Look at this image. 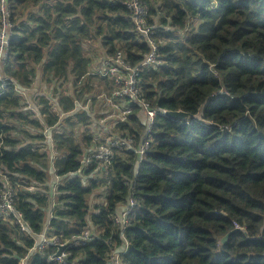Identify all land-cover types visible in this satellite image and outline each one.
Returning <instances> with one entry per match:
<instances>
[{"label": "trees", "instance_id": "1", "mask_svg": "<svg viewBox=\"0 0 264 264\" xmlns=\"http://www.w3.org/2000/svg\"><path fill=\"white\" fill-rule=\"evenodd\" d=\"M127 1H8L13 28L3 76L15 84L0 90V172L7 178L0 193L7 186L15 192L27 232L0 220V264H50L51 247L29 253L48 220L61 241L93 234L70 251L69 264H108L112 253L118 264H264V0H141L162 61L142 74L143 98L152 110L190 116L202 107L201 121L157 116L140 164L112 148L109 166L91 159L75 178L84 153L105 146L95 139L106 130L103 99L90 103L95 134L83 111L61 120L75 103L112 93L106 81L86 76L94 44L99 57L119 49L132 64L149 52L136 41ZM36 81L54 93L31 96L30 114L19 93ZM131 111L116 131L138 146L147 123L137 107ZM16 125L39 131V142L53 129L54 171L48 146L30 144ZM92 190L106 198L91 208ZM129 200L133 209L120 226L115 215Z\"/></svg>", "mask_w": 264, "mask_h": 264}, {"label": "built area", "instance_id": "2", "mask_svg": "<svg viewBox=\"0 0 264 264\" xmlns=\"http://www.w3.org/2000/svg\"><path fill=\"white\" fill-rule=\"evenodd\" d=\"M9 0H0V69L3 70L7 66L9 60V49L12 38V12L8 5ZM125 8L130 14V21L132 25L133 34L136 37L137 43L145 45L149 52L142 56V59L137 64H132L124 54L123 51L117 49L114 55L111 57L97 59V62L92 65L87 73V77L107 78V86H117V88H111V94L108 98V94L102 91L95 98H88L84 105L75 103V106L79 111H86L85 106L92 101L98 102L99 99H103L105 104L111 106L116 112L115 122L108 128V117L100 121V124L107 122L106 130L101 135L96 137V142L104 141L105 146L94 147L88 153H86L85 159L81 162V167L87 168L89 161L95 159L101 161L104 166H109L112 159V148L120 151H124L130 156L133 155L137 158V164L146 156L149 146L151 144V130L152 127L146 126V130L141 137V145L143 150L133 146L134 141L127 134L118 133L116 127L118 124L126 121V117L130 114L132 107H137L140 111L141 117L145 122H149L154 125L157 116L165 117L166 111L157 109L152 110L149 104L144 100L141 86V76L145 71L156 70L162 66V61L158 59V46L152 39L154 26H148V9L141 2V0H128L125 3ZM130 65L132 67H130ZM109 78V79H108ZM13 81L3 76V71L0 72V90H4L7 86L11 85ZM14 83V82H13ZM15 84V83H14ZM17 90V94H18ZM23 95V93H19ZM30 114H36L34 109L27 108ZM148 110V111H147ZM53 129H44L42 135L44 142L47 144L51 159L50 168L54 171V161L52 150V137L49 136V131ZM112 133H111V132ZM1 146V144H0ZM104 168V167H102ZM102 171H104L102 169ZM86 170L82 172L85 175ZM77 173L80 174L78 171ZM0 179L6 183L7 178L0 172ZM58 178H56L57 181ZM13 192L8 186L0 193V220L12 221L14 220L19 226L21 231H25L26 227L22 223L21 215L17 214L14 208ZM104 200V199H102ZM133 202H129L128 205L123 207L121 218L116 217V223L120 226L126 224V219L130 213L129 208H133ZM48 222L45 224L43 231L32 237L34 239V246L30 249L29 253L42 252L47 247H51L54 253L48 258L50 261H54L56 264H69L68 258L71 256L70 251L84 243L91 242L93 240L92 233L85 231L82 236L74 238L68 241H61L47 230ZM234 228L240 231V228L234 225ZM59 255L57 256V254ZM25 261L19 262V264H25ZM119 259L116 254L112 253L109 259V264H118Z\"/></svg>", "mask_w": 264, "mask_h": 264}, {"label": "crops", "instance_id": "3", "mask_svg": "<svg viewBox=\"0 0 264 264\" xmlns=\"http://www.w3.org/2000/svg\"><path fill=\"white\" fill-rule=\"evenodd\" d=\"M37 79H39V78H37ZM102 87H104V85H100V88H102ZM43 92V96H45V97H47V94L45 93V87L43 86V85H41V84H38V83H36L35 84V87H34V89L32 90V91H29V92H25V93H23V95L22 96H25V98H26V100H27V108H29V109H34L35 110V106H34V103H33V101H30V97L31 96H35V98L36 97H39L38 95H40L41 93ZM34 98V99H35ZM93 107H90L89 109H87L86 111H83V112H85L86 114H87V116L91 119V116H90V114L92 113V111H93V109H92ZM80 112V111H79ZM92 120V119H91ZM64 124V123H63ZM61 125V122H59L58 123V127ZM16 128L18 129V130H25V133L26 134H29V138H30V140H31V142H30V144H39L41 147H45V146H47V144L45 143V142H39V140H40V138H39V131H37V130H35V129H32V128H30V127H28V126H24V127H19L18 125H16ZM81 130H82V132H83V129H80V133H82L81 132ZM93 133L95 134L96 133V131H94L93 130ZM13 136H14V138H15V140L17 141V140H20L21 139V136L20 135H18L17 133H14L13 134ZM41 136H43L42 134H41ZM86 156V153H84V155H83V158ZM50 179H51V183H52V177L50 176ZM50 187H51V185L49 186V190H50ZM92 192H94V190H92ZM51 194V193H50ZM49 194V195H50ZM102 197H104V195H102ZM95 199V198H94ZM122 209H123V207H120L119 209H118V211H117V213H116V217L118 218V219H120L121 218V215H122Z\"/></svg>", "mask_w": 264, "mask_h": 264}, {"label": "rangeland", "instance_id": "4", "mask_svg": "<svg viewBox=\"0 0 264 264\" xmlns=\"http://www.w3.org/2000/svg\"><path fill=\"white\" fill-rule=\"evenodd\" d=\"M92 51L94 52V56H95L93 58V63L95 64L96 63L95 62V59H99L100 58L99 57V52L97 50V43L94 44V46L92 48ZM46 88H47V91L46 92L54 93V88L53 87L50 86V87H46ZM109 96H108V98H109ZM95 103L97 104V102H95ZM92 109H93V111L90 114L92 120L86 126V129L88 131H91V130H93L96 127V119H95V116L97 115V111H96L97 109H95V107H93ZM105 114L108 117V128H109L115 122V118L114 117L116 115V112L111 108V106L108 105L107 109H105ZM81 132H82V130H81ZM74 176H75V178H79L80 177V175L78 173L76 175H74ZM74 176H72V177H74ZM86 185L89 186V180L88 179H87V184ZM49 194H50V190H49ZM102 199H103V197H102L101 192H99V190H98V192L96 190H94V192H92V194L90 196V202H91L92 205L99 204Z\"/></svg>", "mask_w": 264, "mask_h": 264}, {"label": "water", "instance_id": "5", "mask_svg": "<svg viewBox=\"0 0 264 264\" xmlns=\"http://www.w3.org/2000/svg\"><path fill=\"white\" fill-rule=\"evenodd\" d=\"M37 80H39V79H37ZM36 83L42 85V83H39L38 81H36L33 84V86L29 90H27L25 92L32 91L34 89ZM46 91L47 90L45 89V93L47 94V98H49V99L52 98L53 97V94L50 93V92H46ZM38 96H40V97L43 96V92L40 95H38ZM201 110H202V107L200 108L199 113L197 115H195V116H190V115H187V114H185L183 112H180V111L179 112H175V113L166 112L165 113V118H168V119H171V120H175V121H179V122L186 121L187 119H193V120H196V121H201V115H200V111ZM35 112H36V109H35ZM77 113H79V110L75 106L74 107V110L70 114L61 115V120L66 119V118H69V117H72V116H75ZM61 120H60V122H61ZM48 135L51 136V132L50 131H49V134ZM55 183L56 182H54V181L51 183V188L50 189H54V184ZM50 193H51L50 196H52V191L51 190H50ZM235 231H237V230L235 229ZM226 239H227V236L224 237L223 239H221L219 241V245L222 246L223 243L226 241ZM58 255H59V253L57 254V256Z\"/></svg>", "mask_w": 264, "mask_h": 264}, {"label": "bare ground", "instance_id": "6", "mask_svg": "<svg viewBox=\"0 0 264 264\" xmlns=\"http://www.w3.org/2000/svg\"><path fill=\"white\" fill-rule=\"evenodd\" d=\"M147 25L148 26H152V24H150V23H147ZM130 67H132L131 65H130ZM3 70H1L0 69V72H2ZM100 79L101 80H104V81H106L107 80V78H101L100 77ZM109 79V78H108ZM140 87V89H141V87H142V85L141 86H139ZM107 88L108 89H111V88H117V86H110V85H108L107 86ZM90 107H94L93 105H91V104H87L86 106H85V109L87 110V109H89ZM102 108H105V109H107V107H102ZM200 110V109H199ZM148 111V110H147ZM202 111V110H201ZM201 111H200V115H201ZM129 113H131L132 114V111L130 112L129 111ZM199 113V112H198ZM147 123V126H149V127H151L152 126V124L151 123H149V122H146ZM133 146H135V147H137V148H139L140 150H143L144 148H143V146L141 145V144H139L138 146L137 145H134V144H132ZM146 155V154H145ZM95 160V159H94ZM101 169H103V170H105V168H102V167H100ZM84 170H89V169H87V168H83L82 169V167L80 166V169H79V172H80V174L82 175V172L84 171ZM83 185L85 186V187H89V186H87L86 184H84L83 183ZM52 192L54 191L53 189H50ZM105 196L103 197V199L105 200ZM130 210H132L133 208H129ZM237 230V229H236ZM26 259V258H25ZM24 259V260H25ZM46 262H49L50 264H53L54 263V261H50V260H47L46 259Z\"/></svg>", "mask_w": 264, "mask_h": 264}, {"label": "clouds", "instance_id": "7", "mask_svg": "<svg viewBox=\"0 0 264 264\" xmlns=\"http://www.w3.org/2000/svg\"><path fill=\"white\" fill-rule=\"evenodd\" d=\"M153 128V127H152ZM151 132H152V130H151ZM91 196V195H90ZM104 200H101V202L99 203V204H95L96 206L97 205H100L102 202H103ZM130 202V200L126 203L127 205H128V203ZM126 204H124V205H122V206H120V207H124V206H126ZM89 205H90V207L92 208L94 205H92L91 204V202H90V200H89ZM116 216V215H115ZM93 235V234H92ZM121 250V249H120ZM120 250L119 251H117V252H120ZM108 264H109V261H108Z\"/></svg>", "mask_w": 264, "mask_h": 264}]
</instances>
